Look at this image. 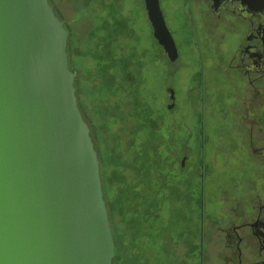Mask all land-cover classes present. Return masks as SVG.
<instances>
[{
	"label": "flooded vegetation",
	"instance_id": "1",
	"mask_svg": "<svg viewBox=\"0 0 264 264\" xmlns=\"http://www.w3.org/2000/svg\"><path fill=\"white\" fill-rule=\"evenodd\" d=\"M50 1L59 10L80 0ZM107 2L129 12L120 33L130 34L131 0ZM159 4L178 54L171 59L154 35L147 1L142 0L157 59L155 68L147 56L144 87L150 100L161 96L166 106L159 125L157 190L148 186L143 208L136 197L128 201L133 240H139L142 230L151 237L155 232L145 225L157 224L159 248L170 239L165 235L171 227L173 256L181 255L175 264H264V0H159ZM114 17L119 20L121 15ZM61 18L72 35L69 18ZM136 26L138 30L139 21ZM113 30L118 35L117 25ZM185 67L190 68L186 91L201 117L196 127H185L181 114L174 111V80L178 82ZM109 210L116 258L119 239L110 205ZM136 248L137 241L132 252ZM159 255L166 264L169 256L164 250Z\"/></svg>",
	"mask_w": 264,
	"mask_h": 264
},
{
	"label": "water",
	"instance_id": "2",
	"mask_svg": "<svg viewBox=\"0 0 264 264\" xmlns=\"http://www.w3.org/2000/svg\"><path fill=\"white\" fill-rule=\"evenodd\" d=\"M146 1L154 35L175 59L159 0ZM69 36L50 0H0V264L115 260L101 160L80 106Z\"/></svg>",
	"mask_w": 264,
	"mask_h": 264
},
{
	"label": "rangeland",
	"instance_id": "3",
	"mask_svg": "<svg viewBox=\"0 0 264 264\" xmlns=\"http://www.w3.org/2000/svg\"><path fill=\"white\" fill-rule=\"evenodd\" d=\"M107 1L110 0H80L78 4L71 3L69 7L59 8L60 12L56 9L63 14H60L61 17L69 18L73 27V33L69 36L70 62L77 72L79 101L94 127L101 153L106 199L119 239L118 255L114 262L146 264V257L148 264H162L159 252L164 250L170 257H166L165 263L175 264L181 255L173 256L171 227H167L165 235L170 239L159 248L155 234L157 224L145 225V229L155 232L151 237L143 234L142 230L138 235L139 240L134 237V241L129 229L131 225L127 223L132 214L129 198L136 197L137 204L143 208L148 202L145 196L148 186L155 192L157 190L159 125L163 123L162 111L166 104L161 96L150 100L144 87L147 56L151 57V64L155 68L157 59L150 28L142 13V0H131L134 24L130 34L120 33L124 27L123 21L125 24L129 22V12L125 7L114 9L111 7L113 2ZM117 12L121 15L119 20L114 17ZM135 20L139 21L138 30ZM115 25L118 35L112 33ZM144 31L149 35L145 36ZM184 58L189 59L187 56ZM189 70V67L183 68L178 82L174 80L177 91L174 111L178 110L181 114L185 127H196V121L200 126L201 117L194 111L186 91ZM142 212L140 210V215ZM138 220L141 221L140 218ZM175 225L178 227V223ZM136 241V251L132 252Z\"/></svg>",
	"mask_w": 264,
	"mask_h": 264
},
{
	"label": "trees",
	"instance_id": "4",
	"mask_svg": "<svg viewBox=\"0 0 264 264\" xmlns=\"http://www.w3.org/2000/svg\"><path fill=\"white\" fill-rule=\"evenodd\" d=\"M54 8H55V7H54ZM55 11H56V13L60 16V14H59V12L57 11L56 8H55ZM60 17H61V16H60ZM68 49H69V47H68ZM76 85H77V82H76ZM77 89H78V88H77ZM78 93H79V92H78ZM80 106H81V108H82V111H83V113H84V116H85L86 120L89 122V124H90V126H91V129H92V135H93V138H94V140H95L96 147H97V149H98V144H97V142H96V136H95L94 127L92 126V123H91L90 119L87 117V115H86V113H85V111H84V109H83L81 103H80ZM98 152H99V156H100V158H101V153H100V150H99V149H98ZM104 188H105V183H104Z\"/></svg>",
	"mask_w": 264,
	"mask_h": 264
}]
</instances>
